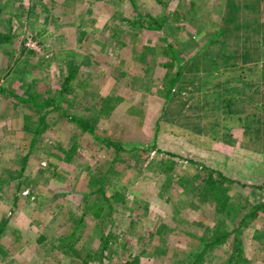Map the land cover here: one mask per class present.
I'll list each match as a JSON object with an SVG mask.
<instances>
[{
    "label": "rangeland",
    "instance_id": "1",
    "mask_svg": "<svg viewBox=\"0 0 264 264\" xmlns=\"http://www.w3.org/2000/svg\"><path fill=\"white\" fill-rule=\"evenodd\" d=\"M189 1L0 0V33L11 35L0 43V264H171L194 244L185 230L201 234L217 218L213 190H192L202 165L248 207L264 202V29L250 32L255 64L244 35L234 56L252 68L204 70L234 46L236 24L264 21V0H236L229 22L226 0H194L183 17ZM164 2L174 11L164 30L129 23L137 12L156 22ZM222 27L227 46L208 42ZM60 87L62 107L41 122L43 109L18 98ZM108 231L103 259L88 256ZM242 238L248 264H264L263 212ZM230 247L217 245L205 264Z\"/></svg>",
    "mask_w": 264,
    "mask_h": 264
},
{
    "label": "trees",
    "instance_id": "2",
    "mask_svg": "<svg viewBox=\"0 0 264 264\" xmlns=\"http://www.w3.org/2000/svg\"><path fill=\"white\" fill-rule=\"evenodd\" d=\"M158 1L161 2V0H158ZM235 1L236 0H226V5L230 9H227L226 11V16L224 17L225 22H229L233 19H236V15L231 11L232 9L234 12H236V10L238 9V6L237 4H235ZM168 4L169 2H164L163 12L160 18L156 19V22L153 20V17L150 14H147V15L145 14L144 16L140 12L136 13L137 16L135 20H132V21L128 20V21L132 26L144 27L146 29L152 28V29L164 30L166 28L164 26H167V27L169 26V21H170L169 17L174 14L173 10H166ZM194 4H195L194 0H190L189 6L186 12L185 11L179 12V14L183 17L186 16V14L188 13L187 11ZM244 5L250 6L249 7V9H251L250 11H253L254 13L258 12V9L255 8L256 7L255 4L253 5L244 4ZM1 10L2 8L0 6V12ZM257 16L250 14V16H247L246 19L242 22V24L235 25L236 28L241 27L243 31L240 33L238 37H234L235 42L232 48L228 49L227 47L226 48L221 47L220 49L221 51L219 50L220 52H217L215 56L211 58L209 62L210 63L209 66L207 68H204V70L207 71V75L209 76V78L211 77V71L217 70L219 68L221 70H224L228 67H233V68H240V70H242V69L251 67L249 65L247 66L246 64H242V63L241 65H239L234 60L235 59L234 56H236L235 53L239 51L237 49L240 48L239 44L241 43L240 41L243 40L242 38H245L248 40L251 38V40L249 41L251 46L248 48L249 50L248 52L250 53L248 55L250 56L249 58L245 59L241 55L242 59L244 58L246 62L251 60V62H253L254 64L257 62L258 60L257 50H258V43L260 42V40L257 39L256 40L257 43H254L252 41L253 40L252 36H250L251 35L250 32L253 33V32L261 31L259 27H262L264 29V21L259 22ZM170 27H173V25H171ZM223 28L224 27L218 29L217 32L212 33L211 37H209L208 42H211V43L219 42L223 46H227L228 41H227L226 36H228V34H226L225 37H221V35L224 34ZM219 34L220 36H218ZM262 34H264V31H262ZM242 35L244 36L240 38ZM10 37L11 35L9 32L0 33V43L4 41H9ZM254 64H253V67L255 66ZM178 70H179V67H177V71ZM74 72H75V66H71L70 71L63 78V83H62L63 89L65 88L64 86L67 85L69 80L73 78ZM178 74L174 76L173 78L174 80L175 78H177ZM232 77H234L235 80L241 81V76L239 74H236L235 76H232ZM199 81L200 80H198V82ZM248 84H251V82H249ZM233 86H236V85H233ZM62 87H60L59 90L53 96L46 95L42 98L41 97L37 98L35 95L29 94L26 96H18V98L24 101H28V103L30 102L31 106L36 109H39V110L43 109L42 114L40 116V122H41L44 119L45 114L48 112V110H50L51 108L55 109V108L62 107L60 105V102L62 101V96H63V93L61 92ZM231 89H232V86L227 85L224 87L223 92L232 93ZM48 90L49 89H47V91ZM252 90L254 93L257 92L256 89H254V87ZM0 91H6V90L5 88H2L0 86ZM236 94H237V97H239L240 99L246 100L248 98V95L244 96L245 94L244 91H240L239 88H238V91H236ZM100 96H101L100 99L102 100H106V99L110 100V97L107 98L106 96H103V95H100ZM116 98L118 99V97ZM254 104L257 106L258 103L254 102ZM104 106H106V103H104L103 109L105 108ZM259 106L260 108L264 109V104L262 105L260 104ZM46 107L47 108L49 107V109L44 110V108ZM200 107L203 108L202 103L200 104ZM62 112H64V110H62ZM81 123L84 127L88 125L90 128H92L88 123L86 124L85 122H82V121ZM200 123L201 122H195L194 129L198 131H201L202 129H204V126L200 125ZM36 131L37 129L34 130L32 136L35 135ZM107 138H106V141H109L108 143L111 144L112 142H115L114 140H110L109 138L107 140ZM202 167L204 169L202 168L200 171V179L196 185L193 184L194 187L192 190H196V191L200 190L199 193L201 191L207 192V191L213 190V193L211 194V196L214 197L215 199L214 206L217 212V218L215 222L211 226H207L206 230L201 234L194 233L189 230H185L186 233L193 238L194 244L189 248L177 250L178 256L172 259L171 264H205V262H207L209 255L211 254V251L217 245L224 244L225 242L229 240L231 241L230 252H228V255L223 259V261L220 264H248L250 259L245 256L244 251H243L242 233H243L245 225L248 224L249 221L254 216H256L260 212L264 213V202H258L248 207L247 205L244 204L245 200H243L241 197L239 199H235L233 196H230L228 194L229 187L226 186L225 184L226 182H223L224 179L221 177V174H218L219 177L217 178L215 177L216 172L220 173L219 170L215 166L212 167L209 165H206V166L202 165ZM168 183L169 182H166V184ZM191 193L194 194L195 192H191ZM206 198H207L206 195H204L202 199L204 200ZM103 210H104L103 208L101 210L99 209L97 214H95V216H97V218L102 217L101 213L103 212ZM161 225L166 226V223L165 224L162 223ZM159 227L157 228L158 231H156V233L158 234L162 232L159 230ZM111 233H112L111 231H108L107 233L100 235L101 248L98 251L95 250L92 252H87V255L92 256L93 258L97 257L98 260L101 261L104 257V250L108 245V240H110L111 238V235H112ZM137 258L138 256L135 255L132 259L135 260ZM129 262L130 261H128V263ZM210 264H216V263H210Z\"/></svg>",
    "mask_w": 264,
    "mask_h": 264
},
{
    "label": "built area",
    "instance_id": "3",
    "mask_svg": "<svg viewBox=\"0 0 264 264\" xmlns=\"http://www.w3.org/2000/svg\"><path fill=\"white\" fill-rule=\"evenodd\" d=\"M29 41H30V37L28 36V37H27V42H29Z\"/></svg>",
    "mask_w": 264,
    "mask_h": 264
}]
</instances>
